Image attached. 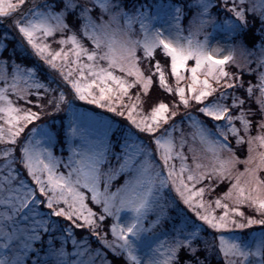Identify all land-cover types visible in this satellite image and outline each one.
<instances>
[{
  "label": "snow or ice",
  "instance_id": "6c2138e0",
  "mask_svg": "<svg viewBox=\"0 0 264 264\" xmlns=\"http://www.w3.org/2000/svg\"><path fill=\"white\" fill-rule=\"evenodd\" d=\"M196 3L215 25L219 0ZM223 6L226 23H243L264 51V0ZM189 7L0 0V264H264V75L245 87L208 38L187 50L170 43L165 32L188 22ZM160 48L175 83L156 60L153 89ZM214 185L227 190L206 199Z\"/></svg>",
  "mask_w": 264,
  "mask_h": 264
},
{
  "label": "rangeland",
  "instance_id": "374dc122",
  "mask_svg": "<svg viewBox=\"0 0 264 264\" xmlns=\"http://www.w3.org/2000/svg\"><path fill=\"white\" fill-rule=\"evenodd\" d=\"M160 2V1H159ZM213 2H214V5H216V0H213ZM221 7H224L223 6V0H220L219 1V4L218 5H216L214 8V10H213V12H212V14L213 15H215V16H217L219 19L217 20V22L215 23V25L213 26V29H210V35H209V37H208V39H209V42H210V44L211 45H217V44H219V45H221V46H230V45H232V44H234V43H237V42H242V43H244V41L242 40V39H234L233 37H234V35L236 34V32H238L237 31V29H238V26L240 27V29L242 28V24L243 23H238V22H236L235 20H232V22H231V25H229L228 23H226V21H228V20H230V17L225 13V11H223V12H221V13H216L217 12V10L219 9V8H221ZM193 11H194V9H192ZM193 11H192V14H193ZM191 14V15H192ZM249 15H252L251 13H249ZM185 24L187 23V21H185L184 22ZM155 27H160V23L159 22H157L155 25H154ZM138 27V26H137ZM244 28V27H243ZM168 34V32L166 31L165 32V35H167ZM261 41L259 40L258 42H257V44L254 46V47H249L248 45V47L250 48V49H253V50H259V46L261 45ZM245 44V43H244ZM246 45V44H245ZM90 47V46H89ZM140 54V53H139ZM217 58L218 59H223V55L222 54H218L217 55ZM232 65V66H231ZM195 66V61L194 60H191V61H189L188 62V64H187V67L185 68V69H183L182 71L184 72V74H185V76L186 77H188V78H190V76H191V72H190V69H191V67H194ZM230 66H231V68H230ZM251 66L252 67H256V64H255V62H253L252 64H251ZM143 67V66H142ZM165 67V66H164ZM163 68V67H162ZM224 68H225V70L226 71H228V72H230L231 74H234L235 76H236V79H237V83L241 80V79H243L242 77H241V74H240V71H244L245 73H246V75H247V77H248V75H251L252 73H249L247 70H245V69H242L240 66H238V65H236V64H233L231 61H228L225 65H224ZM146 69V68H145ZM163 70L165 71V75H166V78L169 80V82L170 83H172L173 85H174V83H175V74L174 73H172L171 72V68L170 69H166V67L165 68H163ZM116 72H117V74L119 75V74H121L120 72H119V70L117 69L116 70ZM152 72L153 73H155V68L154 69H152ZM126 75V74H125ZM157 76H158V74H157ZM169 76H171V80H172V78H173V81H171L170 79H169ZM227 79V78H226ZM247 83H248V86L247 87H250V86H252V85H254V84H259V79H258V75L256 76V82L255 83H252V82H250V84H249V79L247 78ZM258 92V91H257ZM188 95H191V93H190V90L188 91V93H187ZM134 95V94H133ZM185 109L183 108V109H181V112H183ZM189 110H191V109H189ZM259 131V129H258V127H257V131L256 132H258ZM255 134V133H254ZM245 147V148H244ZM243 148H241L242 150H244V154L243 155H239V153L237 152L236 153V155L237 156H239V159H240V161H241V163H239L238 165H237V171H239V172H243L244 171V168L246 167V165L243 163V161H245V160H247V158H248V151H247V146L245 145ZM260 151H264V148H261V149H259ZM191 162V161H190ZM120 177V176H119ZM118 177V178H119ZM118 178L114 181V183H113V191L115 190V187L117 186V185H119V184H117V180H118ZM214 194H216V195H214ZM222 195H223V193H222ZM222 195H219V194H217L216 192H215V185L213 186V190L206 196V199H212V200H214V199H216V198H218V197H222ZM213 196V197H212ZM90 203H92V202H90ZM128 218V216H127V213H122V220H124V219H127ZM260 227L261 226H259V225H256V226H253L252 228H250V229H248V231L249 232H251V231H253L252 233H254V232H258L259 230H260ZM146 236L148 235V234H145ZM165 238H164V236H160L159 237V240L158 241H155V242H153V244L151 245L152 247H154L155 246V243H158L159 241H163ZM248 241H250V242H254V237H253V235H252V237L248 240ZM139 255H141V257L142 258H144V259H146L147 258V256L148 255H150L151 253H150V251H149V249H147V248H145V249H143L142 251H140L139 253H138Z\"/></svg>",
  "mask_w": 264,
  "mask_h": 264
},
{
  "label": "clouds",
  "instance_id": "9594fccd",
  "mask_svg": "<svg viewBox=\"0 0 264 264\" xmlns=\"http://www.w3.org/2000/svg\"><path fill=\"white\" fill-rule=\"evenodd\" d=\"M191 3L194 11L189 17L188 22L186 24L184 23L180 30L172 29L167 35H165V38L175 47H183L185 50H187L189 46V40L193 47L197 45V42L202 43L205 38L209 37L210 29H213L214 26L213 23L204 22V19L199 13L196 0H191ZM250 3L253 6H256L257 0H250ZM256 14L261 18H264V11H258ZM133 39L142 40L143 37L135 36ZM209 45L210 47L208 50L211 51L212 54L228 56L233 64L240 66L242 69L248 70L249 66L255 62L256 68L254 71L257 72L258 79L261 75H264V51H261L260 48L258 51L253 50L242 42H237L230 46H221L219 44L213 46L209 42ZM217 47L222 48L223 52H216L215 49ZM119 62L127 64L128 60L124 58Z\"/></svg>",
  "mask_w": 264,
  "mask_h": 264
},
{
  "label": "trees",
  "instance_id": "16d2710c",
  "mask_svg": "<svg viewBox=\"0 0 264 264\" xmlns=\"http://www.w3.org/2000/svg\"><path fill=\"white\" fill-rule=\"evenodd\" d=\"M159 1L160 0H138L139 3H144V2L152 3V2H159ZM44 2H45V0H37V3H39V4H43ZM130 2H131V0H130ZM163 2H168V0H163ZM179 2L181 3V6H183L185 3H188L189 5L191 4V0H179ZM192 11L193 10L190 7L189 8H185V16L189 18L191 16V14H192ZM223 11H225V13H226L227 9L225 7H221V8H219L217 10L216 13H221ZM185 21H187V20H185ZM237 31L238 32H236V34L234 35L233 38L234 39H242L244 41V43L246 45H248L249 47H254L257 44V42L259 41V39H256L255 41H253L250 38L249 30L244 24H242V28L241 29L238 26ZM256 35L259 36L260 34L256 33ZM56 39H59V36H57ZM88 46L94 47V45H91L90 43L88 44ZM140 55H142V51H141ZM166 55L167 54L164 52V50L162 48L157 49L155 55L152 58V61H153V68L152 69H154V63H155L156 60L162 61V67L163 68L166 67V69H170L171 68V58L169 56L167 59H165ZM142 66L144 68H146V69L148 68V63H147L146 59H145V62L142 64ZM231 66H230V68H231ZM151 74H153V76H154L153 89H158L159 88V78H158L156 73L151 72ZM240 74H241V77L243 78V80L246 82L245 87L248 86L247 78L249 79V84H250V82H252V83L256 82L257 74H253L252 73L251 75H248V77H247V75H246V73L244 71H240ZM169 79L171 80V76H169ZM171 81H173V78H172ZM153 89H150V94H152L154 97H159L161 102L175 101V103H177V104L180 103V101L178 99V94L173 95V94L166 93V91L163 90V89H159L158 91H153ZM241 91L243 92V90H241ZM133 94L135 95V94H138V93H136V90H133ZM256 95H259V93L256 92ZM247 99L251 100L252 98L248 97ZM19 103L21 105H24L23 101H19ZM80 103L84 104L85 102H80ZM252 106H253V104L250 103L249 107H252ZM255 106L258 107V105H255ZM91 107H95V106H91ZM181 109H183L182 105H181ZM33 110H35V109H33ZM100 111H104V110H100ZM255 131H257V129ZM237 152L239 153V155H243L244 154V150H242V149L238 150ZM113 163H115V161H113ZM124 179H125V177L120 176L118 178V180H117V184H119V185L122 184L124 182ZM226 190H227V187L225 185L215 186V192L217 194H219V195H222V193H224ZM214 195H216V194H214ZM109 223H110V221H109ZM77 231L78 232H83L84 230L83 229H78ZM253 231L249 232L248 229L244 230V239L246 241H248L252 237V234H253L252 232ZM110 258H112L111 254H110ZM115 264H121V261L117 258V259H115Z\"/></svg>",
  "mask_w": 264,
  "mask_h": 264
}]
</instances>
